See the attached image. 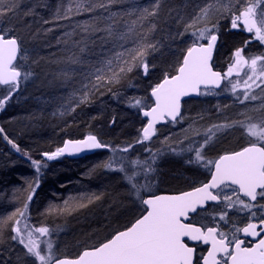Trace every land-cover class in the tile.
<instances>
[{
  "label": "snow or ice",
  "instance_id": "1",
  "mask_svg": "<svg viewBox=\"0 0 264 264\" xmlns=\"http://www.w3.org/2000/svg\"><path fill=\"white\" fill-rule=\"evenodd\" d=\"M112 2L113 0H107V4ZM160 5L161 0H154L151 9L142 8L140 15L132 21L126 32L115 34L111 26L107 29H95L106 31L108 37L116 35L119 40H124L131 33H135L138 39L133 42V48L116 53L113 58L105 60L102 67L95 68V83L92 84V89L119 83L126 73L137 66V61L143 73L148 74L149 64L146 56L158 51L162 45L160 41L149 38L156 30L155 23H151L147 31H137L135 26L139 24V28L143 30L142 21L156 17ZM262 5L264 0H243L242 3L241 0H207L190 21L184 22L183 17L178 20V23H183L184 26L177 36L183 37L187 34L190 41L182 50L174 72L166 71L161 81L152 87V105L143 111V115L149 119L141 129L142 136L136 143L151 140L157 132L156 124L161 121L179 122L178 117L182 120L183 98L193 94L217 95L215 89L220 88L226 80L233 93L243 89L242 95L237 97L240 103L258 99L251 90L255 85L264 91V54L245 56L244 48L250 43L245 41L243 47L233 52L225 72L215 70L213 52L218 40L219 23L214 17L217 14H227L231 20V28L242 27L264 45ZM96 7L107 11L105 3L94 5L88 0L87 7H84L83 2L78 4L76 14L94 12ZM15 11V7L0 6V17ZM68 11L71 12V8ZM63 18L70 17L66 15ZM88 30V26H85L84 31ZM18 57L20 43L11 35L6 38V33L0 30V87H5L7 93L0 97V110L20 89L21 81H26L32 75L29 71H22V65L17 63ZM73 62H78V58ZM245 68L248 71L244 72L241 79L232 80L234 75L240 76ZM85 87L88 88V85ZM87 98L85 93L82 102H86ZM130 104L141 109L146 106L138 98ZM261 110L264 111V104L261 105ZM237 125L245 130L249 137L248 144L240 150L224 152L215 159H209L204 148L212 142L218 132ZM3 131V128H0V133ZM13 147L19 151L18 146L13 144ZM105 147L109 145L101 143L94 135H88L82 140H68L55 152L43 155L54 159L66 152L78 153L85 149ZM131 147L132 145H128L122 151L128 152ZM188 151L193 152V156L187 163L204 168L210 173V178L207 182H200L198 186L194 184L187 191L158 193L154 190L155 177L151 174L156 172L155 153L151 155L150 162L135 161L140 167L131 175L121 162L115 170L124 173L132 194L141 205L139 213L123 227L115 229L98 243L83 248L74 257H57L50 240L44 242L45 247L42 249L41 241L34 238V234L50 235L48 227H34L27 219L28 201L32 200L35 187L39 186L38 181L35 187L29 185L32 191L23 207L8 217L14 225L15 235L11 239L23 245L26 249L25 255L34 258L36 264H264V117L257 120L247 117L246 121L212 125L206 130L203 142L195 148L190 147ZM32 164L39 172L41 162L33 160ZM105 166L109 169L113 167L111 162ZM138 177H142L144 182L141 183ZM208 202H216L222 207L218 211L207 212ZM231 209L246 213L247 219L242 227L232 223L228 231H225L220 227V222L229 223L228 215ZM2 223L4 221H0V224ZM200 245H208V248L198 253L197 247Z\"/></svg>",
  "mask_w": 264,
  "mask_h": 264
},
{
  "label": "rangeland",
  "instance_id": "2",
  "mask_svg": "<svg viewBox=\"0 0 264 264\" xmlns=\"http://www.w3.org/2000/svg\"><path fill=\"white\" fill-rule=\"evenodd\" d=\"M7 2L8 0H0V6L7 5L11 7L9 3L6 4ZM82 2L84 7L88 6V0H69L65 7L62 4V6L57 7L54 14H51L53 5L48 0L45 2V6H40L44 9L45 14L40 19L37 18V15L35 18H32L33 26H25L24 24L20 29L23 39L20 57L23 59L19 57L17 63L22 65V71H29L32 75L26 81H21L20 89L12 96L5 107L0 110V128L6 129L11 136L23 142V144H30L28 135L31 131L40 132L44 128H56V125H64L68 121L71 123V119L76 118L77 115L83 112L80 107L88 104L97 93L95 91L98 88L94 90L91 87L95 83L94 70L96 67H102L103 62L110 59L112 54L101 57L100 53L96 54L93 50L96 45V42L93 41L95 36H99L102 33V31H95V29H102L101 25H99V22H101L99 18L101 8L96 7L95 11L91 13L82 12L81 14H76L77 6ZM101 2L102 0H90V3L94 5H99ZM126 2H128L129 9L131 10L129 11L130 16H128L129 18H127L128 21L126 23L121 24L127 31L132 21L136 20L140 15V10L144 7L149 8V4H153L154 0H126ZM206 2L207 0H185L181 8L170 9L164 7L165 0H161L158 17H154L156 18L155 24H157L156 30L151 33L150 39L160 41L162 46L159 47L158 51L151 52L156 62H148V74L145 75L143 73V77L147 78L148 85L151 84V89L160 80L158 78L159 75L170 70L169 68L175 69L178 66L179 61L176 62V57H179L182 50L188 46V42L190 41L187 34L183 37L177 36L178 32L183 31L184 26L183 23H178V20L183 17L184 22L190 21L199 7H202ZM242 2L243 0H241ZM40 7L35 5L34 7L32 6V9H36V12H38ZM69 8H71V12L68 11ZM11 14L13 13L7 15ZM17 15L18 12L16 13ZM66 15L70 18H63ZM111 18L107 16L106 21H109ZM214 19L218 20L219 31H221L226 23L228 24L231 21L227 14H217ZM145 22H147V19L142 21V23L150 25ZM85 26H88L89 30L87 32L84 31ZM202 26L197 25V27ZM135 28L137 31H142L139 28V24ZM131 35L132 40L123 44V47L120 44L119 49L121 51L119 52H125V49L129 45L131 48L134 47L133 42L138 38L135 37L134 33H131ZM164 54L165 56L171 55L174 57V62L170 61L169 65H166L168 66L166 68L160 67L164 65H161L162 62L158 59L160 56L163 57ZM125 57H127V53H125ZM77 58L78 62H73L77 61ZM152 65H155V67L153 68ZM244 72H247L246 68L241 72L240 76L234 75L232 80L241 79ZM139 83L141 84V82ZM85 85H88V88ZM134 87L136 89L130 87L129 91L121 94V97H118L116 99L118 101L116 102H120L123 99L128 100L134 96L136 99H141L144 102L146 106L143 109L150 107L152 104L151 97L148 98L142 93L140 85H135ZM225 90L226 95H228L226 97H224L225 95H220V97L219 95H203L199 101L194 103L188 102L183 109L182 116L184 118L182 120L179 118V122H168L160 126L156 135L151 140L136 143L137 139L142 136L141 129L144 123L137 136L131 135L130 137L129 134V137L126 139L122 138L118 140L124 143L122 146L118 144V141L113 140L120 135L117 132H112L110 134L112 141L110 140L109 144H107L109 147L103 148L101 155L87 157L80 161L82 166H87V172L81 175L82 179L77 178L72 184H68L65 192H54V195L57 197V208L54 209L53 216L50 214L49 206L46 205L39 210V220H32L43 227H48L50 233H55L53 251L57 257H74L78 255L85 246H90L105 239L112 231L123 227L128 221L138 215L139 208L141 207L139 201L132 194L124 173L115 170L121 162L128 174L131 175L133 171H138L140 167L139 164L134 163L135 161L143 163L148 160L150 162L151 155L153 153L157 154L156 164L154 165L156 172L151 175L155 177L153 180L154 190L158 193L186 190L195 183H200L209 177L210 173L204 168L196 164L187 163L193 156V152L188 151V149L190 147L195 148L199 143H202L206 130L212 125L246 121L247 117H252L254 120L264 117V111L261 110V105L264 104V91L261 88L253 85L252 94L256 95L258 99H249L244 103H240L237 100V97L242 95L243 89H238L235 93L230 90V87H226ZM85 93H87L88 98L86 102H82V97ZM6 94V88H0V97ZM98 97H100V94ZM207 97H213L214 102L211 108L206 107ZM125 126L128 127L129 125ZM60 131L57 132L59 133ZM0 140L9 147L7 154L2 147L0 148V170L1 168H6L7 170L19 171L34 168L32 161L35 158L13 147L14 143L10 136H1ZM1 141L0 144L2 143ZM63 142L61 141V144ZM248 142L249 137L246 135L245 130L237 125L218 132L212 142L204 148V152L209 159H215L224 152L235 151L240 146L247 145ZM128 145H132V147L129 148L128 152H124L125 157L128 154L127 158H124L121 155L123 153L122 149ZM146 149H150V151ZM55 151L43 152V154H51ZM44 157L48 159L45 155ZM62 157L58 156L54 159H48V162L35 160L41 162V167L49 168L50 172L56 165L58 166L61 163ZM109 162L113 165L112 169L105 166ZM89 170H100L102 174L114 176L123 182L127 197L123 205L125 206L124 209L130 205L129 213L131 212V214L122 223L118 224L115 221V216H112L110 213L109 205H106L103 210L95 213L91 217V220L87 221V219H83L85 227L78 230L83 232L84 236L74 238V241H69L66 236L71 232L70 226L66 225V219L60 213L63 210L59 209V207H62L66 211L83 208L80 205L93 198H90L91 193L88 191V188L82 186L85 183L84 179L90 177ZM19 177L20 179L26 177L25 181L28 183L29 178L26 175L21 177L20 173L17 172L15 179H19ZM138 179L141 183L144 182L142 177H138ZM179 182L181 184L177 186L173 185ZM17 185L18 183L14 181V183L6 186L11 191L10 196L7 198H5L6 191L4 193L0 192V205L4 206L3 211H0V221H4L5 224L7 221L4 218L10 215L8 209L21 203L16 200ZM65 201H67V205H65ZM85 207H89V205L86 204ZM237 213L239 212L236 209L229 210V223L220 222V224L227 226L232 223L238 224L237 222H240V220ZM98 224L103 230H98ZM90 230L92 232L88 234ZM13 235H15L14 231L11 237ZM46 237L34 234V238L39 241ZM10 242L11 248L9 251L10 253H14V255L8 259L9 264L10 261H12L11 264H36L34 258L25 255L26 249L23 245L17 240L11 239ZM41 247L43 249L45 245L41 244Z\"/></svg>",
  "mask_w": 264,
  "mask_h": 264
},
{
  "label": "trees",
  "instance_id": "3",
  "mask_svg": "<svg viewBox=\"0 0 264 264\" xmlns=\"http://www.w3.org/2000/svg\"><path fill=\"white\" fill-rule=\"evenodd\" d=\"M46 1L48 0H8L6 4L9 3L11 7H15L16 13L18 12V15L16 16V13H13L11 15H5L0 17V30L6 33V37L8 35L16 37L20 43V46L22 47L23 44L21 42H23V39L20 30L21 27L24 24L25 26H33V22L31 21V19L35 18L36 15L37 18L40 19L42 15L45 14V11H43L44 9L40 6H45ZM68 1L69 0H49L50 4L53 5L51 14H54L57 7L62 6V4L63 7H65ZM184 1L185 0H165L163 6L170 9H179L183 6ZM101 3H105L107 5V11L104 8H101L99 16V18L101 19V22H99V25H101L100 27L102 29H107L109 26H113L111 28H113V32L115 34L123 33L124 31L126 32V28L121 23H126L128 21L127 18H129L128 16H130L129 11L131 10L129 9L128 2H126V0H118V2H116V0H113V4H107V0H102ZM35 5L40 7L38 9V12H36V9H32V6L34 7ZM149 5V9H151L153 4L151 3ZM107 16H109V18H112L109 21H106ZM155 22L156 18L149 17L147 19V22L145 23L151 24ZM149 26L150 25L144 24V29L142 31H147ZM100 34L101 35L99 36H95L93 40L94 42H96V45L93 50L96 54L100 53L101 57L107 56L108 54H112L110 58H113L116 53L121 51L119 49L120 44L122 46L123 44H126L127 41L132 40L131 34H129L128 37H126L124 40L117 39L116 35L108 37L105 31H102V33ZM226 36L227 39L224 40V42H227L229 44L224 45V47L222 48L224 52L230 51V46L233 43H237L240 41V37L237 35L226 34ZM135 37L137 36L135 35ZM128 48H131L130 45L128 46ZM181 55L182 52L180 53L179 57H176V62L179 61ZM158 59L162 62L161 65H164L160 66L162 68L168 67L166 65H169L170 61L174 62V57L171 55L165 56L164 54L163 57L160 56L158 57ZM146 60L150 63L154 61L156 62L155 57L152 53L146 56ZM138 64L139 61H137V66H134L131 72L126 73V75H124L120 79L119 83L100 86L98 90L95 91L97 93L95 94V96L92 97L88 104L80 107L82 108L83 112L77 115L76 118L71 119V123L67 120L68 122H66L64 125H56V128L48 127L44 128V130H41L40 132H29L28 139L30 141V146L27 144H23V142L11 136L6 129H3L4 131L0 133V137L10 136L13 143L18 146L20 152L24 154L28 153L32 158H35L37 160L48 162V159L44 157L43 152L56 150L57 148H59L60 145H62L61 141H65L69 138H82L86 135L94 134L101 139L103 144L107 145L109 144L110 140L112 141V136L110 135L112 132H117L120 135L117 136L118 138L113 139L114 141H118L122 138L126 139L127 137H129V134L130 137L131 135L137 136L144 122L140 115L142 110L138 107H133L130 104V102L136 98L133 96L128 100L123 99L120 102H116L118 101L116 99H118V97H121V94H123L124 92L129 91L128 89L130 87L135 88V85H140V89L142 88V93L145 94L148 98L150 97L151 84L148 85L147 78L143 77V69L140 68ZM169 69L170 70L167 71L169 73H172L175 70L172 68ZM163 75L164 74L159 75L158 78L160 80L158 82L161 81ZM139 82H141V84ZM99 94L100 97H98ZM125 125L129 126L127 127ZM56 130L61 131L58 133ZM1 140L3 141V139ZM3 142L0 144V148L2 147L7 154V152H9V147L3 144ZM121 142L122 141H118V144L121 146L124 145V143ZM244 146L245 145L240 146L236 150H239ZM102 153L103 149L94 154L87 155L78 159L62 157L61 163L58 164V166L56 165V167H54L50 172L49 168L46 167H40L39 172L36 170L35 167L32 169H24L19 171L1 168L0 192L4 193V191H6L7 194L5 195V198L9 197L11 194L10 189H8V187L6 186H8V184L14 183V181L18 183L16 200L20 201L21 203L19 205H14L8 209L10 214L9 216H11L12 213H14L18 208L23 207V204L27 201V196L32 191L29 185L31 184L33 187H35L38 181L39 186L35 187V192L32 194V200L28 201L27 219L30 225L34 227H40L41 225L32 220H39V210L46 205L49 206L48 209L50 211V214L53 216L55 211L54 209L57 208V197L54 195V192L63 193L65 192L66 186L68 184H72L77 178L82 179L81 175L84 172H87V166H82V163L80 161L84 160L87 157L99 156ZM121 155H123L124 158H127L128 156V154H126L125 157L124 152ZM17 172L20 173L21 177H23V175H26L29 178L28 183L27 181H25L26 177H23L22 179H20V177L19 179H15V174L17 175ZM89 175L90 177L85 178V183L82 185L88 188V191L91 193L90 198L93 197L90 203L88 201L83 204H87L89 205V207L84 206L83 208H76L70 211H66L62 209V207H59V209L65 211L64 213L63 211L60 213L64 215V219H66L67 223L66 225L70 226L71 232L70 234H68V236H66L67 240L69 239V241H74V238L84 236L83 232H80L78 230L80 228L85 227L83 225V223L85 222L83 221L85 219H87V221L91 220V217L94 216L95 213H97L98 211L103 210L106 205H109L110 213L112 216H115V221H117L118 224L122 223L125 218L129 217L131 214V212L129 213V204V206L124 209L125 206L123 204L126 202L127 197L126 191L123 187V182L121 180L117 179L114 176H109L106 174L104 175L100 170H89ZM179 184H181V182L173 185L177 186ZM97 196H99L100 198L95 199V197ZM3 209L4 206L0 205V211H3ZM8 217L4 218L7 223H3L0 226V264H9L8 259H10L14 255V253H10L9 251V249L11 248L10 241L14 225L12 221L8 220ZM16 218L19 219V217ZM22 225L23 221L21 226ZM99 229L103 230L100 225L98 230ZM91 232L92 230H90L88 234H90ZM54 235V232L50 233V235L47 236L45 239L40 240L41 244L45 245L44 242L49 240L53 244V238H55ZM11 262L12 261H10V264Z\"/></svg>",
  "mask_w": 264,
  "mask_h": 264
},
{
  "label": "flooded vegetation",
  "instance_id": "4",
  "mask_svg": "<svg viewBox=\"0 0 264 264\" xmlns=\"http://www.w3.org/2000/svg\"><path fill=\"white\" fill-rule=\"evenodd\" d=\"M226 34H228V35H237V36L240 37V41L237 42V43H233L230 46V51L224 52L222 48L224 47V45H228L229 44L227 42H224V40L227 39ZM218 35H219V44H218V48L216 50L215 57H214V65H215V69L218 70V71H221L222 73L226 71L227 65L231 62V55L233 54V52L237 48L243 47L245 41H250V43H248L247 47L244 48L245 56H249V55L255 56V55L264 54L263 53L264 45H262L259 41L255 40L253 38V34L246 32L242 27L238 28V29L231 28V21H230V23H228V24L226 23L222 27L221 31L218 32ZM217 57H218V59H217ZM216 61H217V63H216ZM246 71H248L247 68H246ZM226 85L228 86L227 88L230 87V85H228V81L227 80L223 82L222 88H220L219 90H215V92L218 93L217 95H219V97H220V95H225L224 97L228 96V95H226V90H225ZM202 96L203 95H200L197 98L187 99L183 103V109H184V107L186 105L185 103H188V102L194 103L196 101H199L202 98ZM151 102H152V99H151ZM213 102H214L213 97H207V99H206V107L211 108L213 106ZM182 112H183V110H182ZM143 122L146 123L145 120H143ZM209 178H210V175H209V177H207L202 182H207ZM195 184L197 186L199 185V183H195ZM191 187L187 188L186 190H182V191L190 190ZM175 192H177V191H175ZM161 193H163V192H161ZM167 193H172V192H167ZM220 207H222V205H218V204H216V202H211V203H208L206 205V211L207 212H215V211H218ZM198 211H199V209H198ZM237 214H238L239 220H240V222L239 221L237 222L238 223L237 225L242 227L245 224V222H246V219H247L246 215L247 214L246 213H237ZM230 226H231V224H229L228 226L220 224V227L223 230H225V231H228ZM246 243H247V241H246ZM206 248H208V245H200V246L197 247V252L201 253ZM204 254L206 255V252Z\"/></svg>",
  "mask_w": 264,
  "mask_h": 264
},
{
  "label": "water",
  "instance_id": "5",
  "mask_svg": "<svg viewBox=\"0 0 264 264\" xmlns=\"http://www.w3.org/2000/svg\"><path fill=\"white\" fill-rule=\"evenodd\" d=\"M14 37V36H13ZM7 38V37H6ZM16 38V37H15ZM17 39V38H16ZM18 40V39H17ZM19 42V41H18ZM218 44H219V35H218V40H217V44H216V48H215V50H214V52H213V61H214V57H215V53H216V50H217V48H218ZM20 51H21V46H20ZM19 58V57H18ZM213 67H214V65H213ZM215 69V68H214ZM216 70V69H215ZM222 85H223V83L221 84V87H222ZM220 87V88H221ZM220 88H217V89H215V90H219ZM150 94H151V92H150ZM151 96V95H150ZM198 96L197 95H195V94H193L192 96H189V97H185V98H183L182 99V101H181V104H182V107H181V115H182V110H183V103L187 100V99H190V98H197ZM152 98V97H151ZM149 108V107H148ZM148 108H146V109H143L142 111H141V117L146 121V124H147V121H148V117H145L144 115H143V111H146V110H148ZM179 119V117L177 118V120ZM170 121V120H169ZM168 121H161L160 123H158V124H156V129L159 127V126H162V125H164V124H166ZM146 124L144 125V127L146 126ZM91 135H94V134H91ZM88 135H86L85 137H82V138H69V139H66L63 143H62V145L60 146V147H63L64 146V144H65V142L66 141H68V140H73V141H75V140H82V139H85L86 137H87ZM94 136H96L97 137V139L101 142V143H103L102 141H101V139L97 136V135H94ZM154 137V136H153ZM152 137V138H153ZM103 148H100V149H85V150H83V151H81V152H78V153H64L63 155H61V156H63V157H69V158H71V159H78V158H82V157H85V156H87V155H91V154H94V153H96V152H98V151H100V150H102ZM47 157V156H46ZM208 203H211V202H208ZM243 238V237H242Z\"/></svg>",
  "mask_w": 264,
  "mask_h": 264
}]
</instances>
